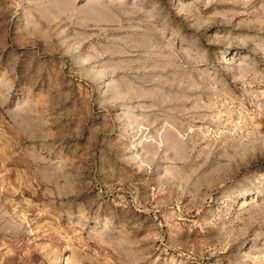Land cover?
Returning <instances> with one entry per match:
<instances>
[{"label":"rangeland","instance_id":"rangeland-1","mask_svg":"<svg viewBox=\"0 0 264 264\" xmlns=\"http://www.w3.org/2000/svg\"><path fill=\"white\" fill-rule=\"evenodd\" d=\"M0 264H264V0H0Z\"/></svg>","mask_w":264,"mask_h":264}]
</instances>
